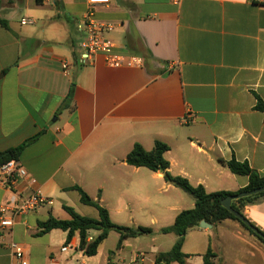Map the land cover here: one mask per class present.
<instances>
[{"label": "crops", "instance_id": "0c3cea01", "mask_svg": "<svg viewBox=\"0 0 264 264\" xmlns=\"http://www.w3.org/2000/svg\"><path fill=\"white\" fill-rule=\"evenodd\" d=\"M93 8L103 39L115 53L141 58V67L111 68L99 54L81 62L86 35L77 25L89 9L86 0H0V20L7 23L0 24V152L34 139L17 158L26 177L15 188L23 197L38 193L52 200L14 216L10 230L0 229V264H17L11 243L21 247L27 264H154L162 252L135 248L142 236L111 252L104 249L110 232L87 257L77 235L41 233L39 226L49 217L68 220L63 206L98 218L75 187L99 201L119 226L155 184L173 188L161 172L126 164L135 144L145 151L156 141L166 144L168 171L207 193H235L247 185L246 176L225 166L231 159L264 176V109L258 108L264 106V4L110 0ZM22 19L29 23L21 25ZM69 94L70 106L60 110ZM7 200L0 186V208ZM168 208L173 223L183 210ZM243 212L264 232V201ZM213 230L220 231L217 242ZM97 234L90 231L88 240ZM242 234L231 220L189 228L182 246L186 264H202L208 248L215 259L242 264L247 257L235 239ZM188 236L197 252L185 250ZM64 245L69 248L62 252ZM260 258L255 264H264Z\"/></svg>", "mask_w": 264, "mask_h": 264}, {"label": "trees", "instance_id": "16d2710c", "mask_svg": "<svg viewBox=\"0 0 264 264\" xmlns=\"http://www.w3.org/2000/svg\"><path fill=\"white\" fill-rule=\"evenodd\" d=\"M0 24L4 28H7L6 21L0 20ZM70 102L71 98L69 94L63 101V104H61L60 110L68 108L70 106ZM258 108L264 109V106L259 105ZM33 140L34 139L27 140L16 148L0 152V165L10 160H17L21 151L28 144L33 142ZM167 151V145L159 141L154 143L151 151H145L139 144H135L131 151L126 155L125 159L126 164L130 166L136 168H146L153 172H161L166 184L188 194L194 201L193 208L180 211L175 216L172 225L162 227L158 230L161 234H174L176 236V241L169 251L155 255L154 264H186L188 256L182 253L185 235L189 230V226L199 227V224L202 221L212 226H215L217 223L225 220L236 221L245 230H247L250 235H253L261 243H264V240L255 235L250 229L243 225L241 221L233 217L229 211L221 206V201L227 196L251 191L264 186V176H260L256 171L252 170L246 162H238L235 159H231L224 163L225 166L233 175L246 176L248 178L247 185L235 193L224 191L207 193L202 186H192L185 178L174 176L168 171L169 163L164 158V154ZM74 189L79 193L82 204L93 207L97 211L98 218L93 219L82 216L75 212L73 208L63 206V209L69 215V219L59 220L49 217L45 222L39 224L41 233H46L51 230H61L66 232L67 239L77 235L79 238V248L87 257L96 255L99 246L107 238L110 232H115L118 235L117 248H120L123 240L153 234V231L150 228H129L113 224L110 221L108 211L100 205L99 201L92 200L79 187H75ZM262 201H264V192L233 200L231 201L230 206L234 211L240 213L244 218H246L243 212L244 207L247 205H254ZM247 220L249 221V219ZM250 223L252 226L256 227L254 223ZM258 230L264 234V232L260 229ZM90 231H96L98 234L95 238L88 240ZM216 256L217 255L210 248H208L202 256V264H214L213 260Z\"/></svg>", "mask_w": 264, "mask_h": 264}, {"label": "built area", "instance_id": "2783aa9c", "mask_svg": "<svg viewBox=\"0 0 264 264\" xmlns=\"http://www.w3.org/2000/svg\"><path fill=\"white\" fill-rule=\"evenodd\" d=\"M178 3L179 0H172ZM89 9L82 17L81 22L77 25V30L85 33L86 38L80 43V59L82 63L92 60L95 55H101L106 66L111 68L121 67H141L143 60L141 58L128 55L118 54L114 52V45L103 39L104 26L98 24L94 20L93 7L97 5H107L110 0H86ZM259 4H264V0H256ZM29 22L25 19L21 20V25ZM63 70L67 69V64L63 62ZM26 171L17 160H10L0 165V186L8 192V200L0 208V229L10 230L13 226L14 216L26 215L35 211L42 205H51L52 200L38 193H32L23 197L16 190L15 184L18 178H25ZM33 182V180L31 181ZM8 213V215H7ZM14 259L17 264H27L24 259V251L15 243H11ZM68 245L61 247V251L68 250Z\"/></svg>", "mask_w": 264, "mask_h": 264}, {"label": "rangeland", "instance_id": "374dc122", "mask_svg": "<svg viewBox=\"0 0 264 264\" xmlns=\"http://www.w3.org/2000/svg\"><path fill=\"white\" fill-rule=\"evenodd\" d=\"M193 203V198L188 194L184 193L183 191L175 187L166 189L162 187V184H155L149 198L147 200L143 198L138 199L136 204L132 206L135 215L131 219L122 221L121 226L129 228H150L153 231V234L138 238L139 240H136L138 242H136L137 244L135 245V248H139L149 253L150 247L155 246L157 247L158 252H167L171 249L174 242L176 241V236L172 233L161 234L158 232V230L161 227H167L172 225V219L170 218L175 213L168 207L176 206L181 208L182 210H189L192 208L191 204ZM234 223L235 225H237V227H239V229L243 233L241 236H239V238H235L237 239L236 243H239L237 244V247H241L244 256L247 257V260H242L241 263L255 264V262H257L256 260L258 259V257L264 258V243H261L253 235H250V233L245 230L238 222L235 221ZM218 233H220L219 230H213V239L215 242L218 241L216 238ZM226 235L229 237L230 233H226ZM188 237L189 238L187 240L188 242L185 246V250L192 253L197 252V247L195 246L193 236ZM152 238L155 239L154 242L151 241ZM117 241L118 235L115 232L110 233L108 240L104 244V249L111 250V252H116ZM131 243H133L132 240ZM247 246L252 248L254 251L248 250ZM126 251L127 250H125V252ZM214 251L216 253L219 252L218 248H215ZM252 252L253 254H251ZM123 254L128 256L129 251ZM192 262H194V260ZM214 262L215 264H231L226 260L224 263L219 258L214 259Z\"/></svg>", "mask_w": 264, "mask_h": 264}, {"label": "water", "instance_id": "95a60500", "mask_svg": "<svg viewBox=\"0 0 264 264\" xmlns=\"http://www.w3.org/2000/svg\"><path fill=\"white\" fill-rule=\"evenodd\" d=\"M262 192H264V186L259 187L257 189H253L251 191H245V192H241V193H238L235 195L227 196L221 201V206L223 208H225L227 211H229L233 215V217H235L236 219L241 221V223H243V225H245L248 229H250L255 235H257L259 238L264 240V234H262L256 227L252 226L251 223L246 218H244L240 213L234 211L230 206L231 201H233V200L249 197L252 195H257V194H260ZM191 227L192 226H189V228H191ZM199 227L210 229L211 225L202 221V222H200Z\"/></svg>", "mask_w": 264, "mask_h": 264}]
</instances>
